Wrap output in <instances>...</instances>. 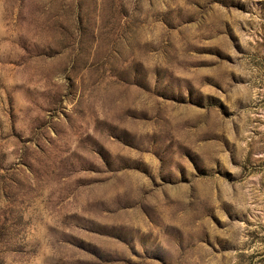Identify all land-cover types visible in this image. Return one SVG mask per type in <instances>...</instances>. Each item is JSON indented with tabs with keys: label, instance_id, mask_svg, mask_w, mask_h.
Instances as JSON below:
<instances>
[{
	"label": "rangeland",
	"instance_id": "1",
	"mask_svg": "<svg viewBox=\"0 0 264 264\" xmlns=\"http://www.w3.org/2000/svg\"><path fill=\"white\" fill-rule=\"evenodd\" d=\"M0 264H264V0H0Z\"/></svg>",
	"mask_w": 264,
	"mask_h": 264
}]
</instances>
